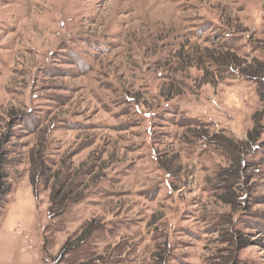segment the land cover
I'll use <instances>...</instances> for the list:
<instances>
[{
  "label": "rangeland",
  "instance_id": "374dc122",
  "mask_svg": "<svg viewBox=\"0 0 264 264\" xmlns=\"http://www.w3.org/2000/svg\"><path fill=\"white\" fill-rule=\"evenodd\" d=\"M8 125L0 264H264V0H0Z\"/></svg>",
  "mask_w": 264,
  "mask_h": 264
},
{
  "label": "trees",
  "instance_id": "16d2710c",
  "mask_svg": "<svg viewBox=\"0 0 264 264\" xmlns=\"http://www.w3.org/2000/svg\"><path fill=\"white\" fill-rule=\"evenodd\" d=\"M18 117H13L12 122ZM14 125H8L4 132H0V207L7 203L8 195L11 192V183L9 176L13 169L14 163L9 160L14 151L12 150L13 145L10 143L13 137L12 128ZM60 201H58L59 204ZM63 203V202H62ZM60 203V206H62ZM235 239V238H234ZM236 244H239V240L235 239ZM237 247V246H235ZM244 248L241 246V249ZM162 260V259H161ZM161 264V261L158 263Z\"/></svg>",
  "mask_w": 264,
  "mask_h": 264
}]
</instances>
